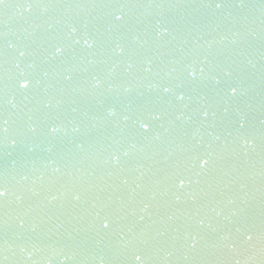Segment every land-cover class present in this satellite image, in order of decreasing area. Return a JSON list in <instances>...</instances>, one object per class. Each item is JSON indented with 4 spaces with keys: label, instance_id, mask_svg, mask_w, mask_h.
<instances>
[{
    "label": "water",
    "instance_id": "1",
    "mask_svg": "<svg viewBox=\"0 0 264 264\" xmlns=\"http://www.w3.org/2000/svg\"><path fill=\"white\" fill-rule=\"evenodd\" d=\"M0 190V264H264V0H0Z\"/></svg>",
    "mask_w": 264,
    "mask_h": 264
},
{
    "label": "snow or ice",
    "instance_id": "2",
    "mask_svg": "<svg viewBox=\"0 0 264 264\" xmlns=\"http://www.w3.org/2000/svg\"><path fill=\"white\" fill-rule=\"evenodd\" d=\"M216 6H217V7H220V4L218 3ZM118 19H119V17H118ZM20 87H21V88H26V87H28V84H27V83H21V84H20ZM233 91H234V90H233ZM143 126H144L145 128H147V125H143ZM4 195H5V192L2 191V190H0V197H2V196H4ZM104 226L107 227V224H105ZM136 259H137V260H140L141 257H140V256H137Z\"/></svg>",
    "mask_w": 264,
    "mask_h": 264
}]
</instances>
